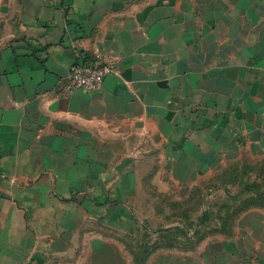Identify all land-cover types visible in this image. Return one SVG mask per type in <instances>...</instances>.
I'll list each match as a JSON object with an SVG mask.
<instances>
[{
	"label": "crops",
	"instance_id": "0c3cea01",
	"mask_svg": "<svg viewBox=\"0 0 264 264\" xmlns=\"http://www.w3.org/2000/svg\"><path fill=\"white\" fill-rule=\"evenodd\" d=\"M98 53L116 73L61 95ZM238 168L264 179V0H0V264H264V206L190 251L129 240Z\"/></svg>",
	"mask_w": 264,
	"mask_h": 264
},
{
	"label": "rangeland",
	"instance_id": "374dc122",
	"mask_svg": "<svg viewBox=\"0 0 264 264\" xmlns=\"http://www.w3.org/2000/svg\"><path fill=\"white\" fill-rule=\"evenodd\" d=\"M233 174L218 178L217 184H203L200 190L190 193L185 191L184 201L162 209L166 215L161 226L159 219L148 215L145 219H150L151 225L129 236L135 250L143 257L158 250L190 251L225 225L236 222L239 218L236 212L264 203V179L255 170L249 177H243L240 184V177L237 183L225 182L237 178Z\"/></svg>",
	"mask_w": 264,
	"mask_h": 264
},
{
	"label": "built area",
	"instance_id": "2783aa9c",
	"mask_svg": "<svg viewBox=\"0 0 264 264\" xmlns=\"http://www.w3.org/2000/svg\"><path fill=\"white\" fill-rule=\"evenodd\" d=\"M111 73H116L111 57L102 53L93 57L82 54L80 60L70 67L67 77L58 84L57 90L61 95L74 90L94 92L101 88L105 77Z\"/></svg>",
	"mask_w": 264,
	"mask_h": 264
},
{
	"label": "trees",
	"instance_id": "16d2710c",
	"mask_svg": "<svg viewBox=\"0 0 264 264\" xmlns=\"http://www.w3.org/2000/svg\"><path fill=\"white\" fill-rule=\"evenodd\" d=\"M250 172H252V171H250L249 169H247V168H245V169H240V168H238V169H233V170H231V171H228V172H223V173H221L219 176H218V178H220L221 180L222 179H224V177H226V176H228V174L230 173V174H232V173H234L233 175H235V177H237V178H234V180H231L230 182L228 181V180H226L225 182H228V183H237L236 181H237V179H239V177H240V179H239V182H238V184H240L241 183V181H242V178L244 177H249L250 176ZM245 173V174H244ZM249 173V174H248ZM260 176H262L261 175V173L259 174ZM261 178V177H260ZM218 183H219V180H218ZM198 190H200V188L198 189ZM257 206H264V203H262V204H255V205H253L252 207H246V208H243V209H241L240 211H238V212H236L235 213V215H239V214H241L242 212H244L245 210H248V209H250V208H253V207H257ZM233 224H230V225H225L224 226V228L219 232V233H226V232H229L230 231V229H231V226H232ZM185 230V229H184ZM205 240V239H204ZM194 248H192V250H193Z\"/></svg>",
	"mask_w": 264,
	"mask_h": 264
}]
</instances>
